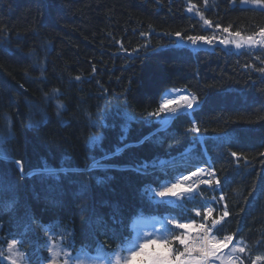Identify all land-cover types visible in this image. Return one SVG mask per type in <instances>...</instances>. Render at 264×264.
<instances>
[{"label": "trees", "instance_id": "trees-1", "mask_svg": "<svg viewBox=\"0 0 264 264\" xmlns=\"http://www.w3.org/2000/svg\"><path fill=\"white\" fill-rule=\"evenodd\" d=\"M239 3L0 0L3 263L52 264L57 245L130 258L118 250L129 220L185 171L151 169L205 161L203 150L229 213L223 234L249 260L264 257V50L193 51L177 41L259 33L264 11ZM167 88H186L199 106L150 134Z\"/></svg>", "mask_w": 264, "mask_h": 264}, {"label": "snow or ice", "instance_id": "snow-or-ice-1", "mask_svg": "<svg viewBox=\"0 0 264 264\" xmlns=\"http://www.w3.org/2000/svg\"><path fill=\"white\" fill-rule=\"evenodd\" d=\"M257 4L260 3V0H256ZM205 5H207V0H205ZM187 11L189 13H198L199 9L195 4H192L188 7ZM203 19V17H201ZM204 25L206 27H211V24L208 20H204ZM219 27V25H217ZM224 32H228V28L223 29ZM177 36L180 33H176ZM258 35L259 39H256ZM236 37L240 36V33H235ZM187 39L191 41L193 44L198 41H203L206 44H212L216 39L215 36L205 37V36H188ZM235 43L237 49H240L243 45L240 42L236 41H228V40H220V44H228ZM246 43L250 45H264V28L260 29L258 34H254L253 36H248L246 38ZM260 72L264 73V68L259 69ZM195 101V97L192 98L191 101H188L187 108L191 109L193 107V102ZM62 107V105H61ZM161 111H164V108H161ZM169 111H175V109H169ZM194 133H199V128L193 126L191 129ZM264 155V153H262ZM233 157H237V153H232ZM15 165L18 168L22 169V164L20 161H15ZM43 171H47V168L43 169ZM183 181H191L193 178L202 177L204 175V169L197 167V171L191 172L190 175L184 176L183 173H180ZM209 175L215 176L214 172H210ZM201 183L205 185L211 186L213 181L210 179L201 178ZM221 181L219 179L215 180L216 187L213 189L214 191L219 190ZM179 183H173L171 187L166 188L163 191H160L158 195L160 197H165L168 194L172 196L177 195V189L179 187ZM186 192L192 191V186L189 185ZM224 197L221 195L217 204L220 201H223ZM192 210L185 209L178 214V217L173 219L172 223L174 227L164 229V232L167 235H162L159 240L148 238L147 242L141 244L139 246V250H132L130 258L124 260V264H135L137 258H141L139 264H217V260L219 259L218 250L220 248V243L217 241L214 236L217 234H223V223L224 217L229 215L227 209L225 208L223 212V216L219 219H210L212 216L211 211H195V216L186 214L187 212ZM196 217L201 218V222L197 224ZM189 229H197L200 233L197 236H193ZM177 230H183L182 232H178ZM171 237L169 239L168 237ZM226 240L229 242L233 241V236L229 235L226 237ZM16 240L13 239L12 244H15ZM173 244H178L183 246V250H180L177 247L175 250L173 249ZM158 250H154L152 252L146 251L149 247H153ZM11 247V245H10ZM241 252L244 251L243 248L240 249ZM72 259V257H69ZM257 261L264 260V257L257 256ZM55 264V261L52 262Z\"/></svg>", "mask_w": 264, "mask_h": 264}, {"label": "bare ground", "instance_id": "bare-ground-1", "mask_svg": "<svg viewBox=\"0 0 264 264\" xmlns=\"http://www.w3.org/2000/svg\"><path fill=\"white\" fill-rule=\"evenodd\" d=\"M177 41L179 42V41H183V40L180 38H177ZM179 44H183V43L179 42ZM188 101H191V97L188 94L183 93L177 98V101L172 104L171 108H174L176 110H183L187 106ZM172 112L173 111H169L168 116H170L172 114ZM145 136L147 137V136H149V134L148 135L146 134ZM104 157L107 158L108 157L107 154L106 155L104 154ZM202 169H204V175L202 177L193 178V180H191V181H187L189 185L195 186L199 182H201V178L207 179L209 177L208 172L205 169V167H202ZM195 171H197V170H195Z\"/></svg>", "mask_w": 264, "mask_h": 264}, {"label": "water", "instance_id": "water-1", "mask_svg": "<svg viewBox=\"0 0 264 264\" xmlns=\"http://www.w3.org/2000/svg\"><path fill=\"white\" fill-rule=\"evenodd\" d=\"M240 7L241 8H247V9H255V10H259V11H264V7H262L260 4L254 3V2L251 3V2L242 1L241 4H240ZM200 47L205 49L206 45L202 44V45H200Z\"/></svg>", "mask_w": 264, "mask_h": 264}, {"label": "rangeland", "instance_id": "rangeland-1", "mask_svg": "<svg viewBox=\"0 0 264 264\" xmlns=\"http://www.w3.org/2000/svg\"><path fill=\"white\" fill-rule=\"evenodd\" d=\"M182 42L183 44L187 43V45H191L192 46V42H186V41H179ZM198 42H202V41H198ZM259 47L264 49V45H260ZM175 95V92L172 89H167L166 91L163 92V96L162 98L165 99L167 97H172ZM195 105V103L193 102V106ZM189 109V108H187ZM164 117L166 118V114H164Z\"/></svg>", "mask_w": 264, "mask_h": 264}]
</instances>
